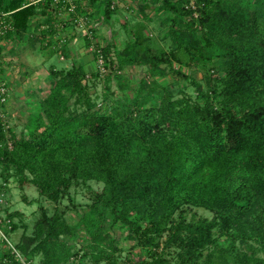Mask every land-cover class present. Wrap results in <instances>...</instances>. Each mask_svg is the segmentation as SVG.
<instances>
[{"label":"trees","instance_id":"16d2710c","mask_svg":"<svg viewBox=\"0 0 264 264\" xmlns=\"http://www.w3.org/2000/svg\"><path fill=\"white\" fill-rule=\"evenodd\" d=\"M25 2L0 0V10L11 11L6 36L22 39L31 18L44 13L47 25L35 32L36 25L26 39H46L39 44L46 47L55 41V21L67 27L83 14L85 46H92L97 66L92 75L108 78L132 65L164 74L166 64L195 90L181 96L163 85L123 96L108 90L97 100L83 62L50 64L48 92L23 134L0 116V164L20 181L54 201L70 195L79 179L102 183L79 223L57 209L42 211L36 233L16 243L22 252L43 253L29 264L67 261L73 252L60 235L80 234V224L92 240L93 264H264V0H140V10L154 2L155 12L166 13L168 50L126 22L123 45L94 40L97 24L110 23L116 11L111 0H75L73 10L54 0ZM67 48L64 41L59 51L69 57ZM100 53L106 72L97 65ZM185 205L214 215L187 218ZM124 232L139 252L121 254ZM2 255L7 264H22L10 248Z\"/></svg>","mask_w":264,"mask_h":264},{"label":"rangeland","instance_id":"374dc122","mask_svg":"<svg viewBox=\"0 0 264 264\" xmlns=\"http://www.w3.org/2000/svg\"><path fill=\"white\" fill-rule=\"evenodd\" d=\"M129 2L132 4L130 8L133 7L134 10L131 11L126 6L127 3L123 1V4L119 6L120 14L116 15L114 13L110 23L97 24V34L94 35V40L103 43L111 40L116 46L123 45L128 33L125 25L120 22V18H127L126 23L128 26L145 28L144 32L148 33L150 42L156 49H170L171 42L165 37L168 25L163 20L166 13L157 10L155 12L154 2H151V6L147 7L145 11L140 10V0ZM127 15L128 17H125ZM85 26L78 25L68 29L69 31L78 30L79 38H81L78 40L80 48H76L74 44L68 45L69 57L64 56L62 58L60 56L62 53L59 51L61 49L59 42H56L55 46H51V49L41 48L39 44H45L46 39L43 43L39 41L33 43L26 39L27 34H24L22 39L17 38V40H20L19 43L12 47H10L9 42L4 45V47L6 46L4 48L5 52L0 54V64L3 68L2 76L10 87V95L2 108L5 112L6 126L16 136L23 134L41 109V98L47 94L49 89L47 76L50 64L67 68L73 63L84 61L88 69L86 81L92 97L97 98V100L108 90L123 96L124 94L133 95L134 92L139 90L145 92L151 86L160 87L161 85L170 88L176 96L185 93L195 95V90L187 82V79L173 75L166 64L162 65L165 66L166 73L164 74H153L146 65H132L125 67L121 74L110 75L108 78L104 77L105 73L100 76L92 75V70L97 66L95 59L91 57L88 60L89 55L87 54L89 52H86L87 50L84 48L85 42L81 31ZM69 31L64 33L68 34ZM72 36L74 35L70 37ZM175 66L178 65L175 64ZM182 70L185 73L189 72L187 67H183ZM194 75L201 80L203 70L196 69ZM9 140V146L11 147L12 140L11 138ZM101 187L102 183L95 179H79L70 187V195H64L59 200L54 201L42 194L33 183L20 181L13 173L12 168L0 164L1 225L4 230H7L9 239L16 245V243L22 242L36 233V224L43 210L51 215L57 209L70 224L79 223L81 215L90 210L93 190H100ZM184 209L187 218L212 217L214 215L213 211L200 206L185 205ZM104 218L108 225L110 216L107 212ZM79 226L81 228L80 234L60 235L62 239L71 245V251L73 252L69 258L65 259L67 261L60 264H93L90 253L91 248L87 247L92 240H90L85 227L82 224ZM116 235H120V233L117 232ZM134 242L132 238L127 237L125 232L122 233V237H119L118 242L121 254L124 255L130 251H133V253L139 252L140 247L138 245L132 246ZM240 244L243 246V243L240 242ZM6 248H9L8 244L0 241V264H7L2 257L3 250ZM22 256L28 262H39L43 253L41 251H28L26 253L22 252Z\"/></svg>","mask_w":264,"mask_h":264},{"label":"built area","instance_id":"2783aa9c","mask_svg":"<svg viewBox=\"0 0 264 264\" xmlns=\"http://www.w3.org/2000/svg\"><path fill=\"white\" fill-rule=\"evenodd\" d=\"M32 1H37V0H32ZM54 1L57 3H60L63 8H68L70 10H73L76 7L75 0H54ZM117 2L118 0H111L110 6L112 8H116L118 4ZM10 12L11 11H8V10H0V54L2 53L1 46H2L3 39L6 37L7 32L13 28V25L10 19ZM75 21L79 25H87L88 17L82 14L76 17ZM90 48H92V46H90ZM97 65L102 72H106L107 69L104 65V60H103L101 53L97 59ZM9 95H10V87L8 86L7 81L4 79L2 74H0V116L2 118L5 117V112L2 107L7 102ZM0 240L6 241L9 248L14 253L15 257L18 260H20L22 264H29V262L23 258L22 251L19 248H17V246L9 239L7 230H4V228L1 225V219H0Z\"/></svg>","mask_w":264,"mask_h":264},{"label":"crops","instance_id":"0c3cea01","mask_svg":"<svg viewBox=\"0 0 264 264\" xmlns=\"http://www.w3.org/2000/svg\"><path fill=\"white\" fill-rule=\"evenodd\" d=\"M38 1V0H37ZM37 1H32V0H27V2H25L23 5H27V4H29V3H32V2H37ZM123 1H125V3H127L126 4V6L128 7V6H130V5H132V4H130V2L129 1H131V2H137L138 0H129V1H127V0H118V4H117V7H116V11H115V14L116 15H118V14H120V12H119V6L121 5V4H123ZM60 17L61 18H67V15L65 14V12L64 11H61L60 12ZM122 15V14H121ZM118 17V16H117ZM121 17V16H120ZM125 17H128V15L127 16H125ZM45 19H46V14H44V13H39V14H37V15H35V16H33L32 18H31V28L26 32V34H29L31 31H33L34 30V27L37 25L38 27H37V31H35V32H39V30L40 29H42L43 27H45L47 24H46V22H45ZM127 21V18H120V22L121 23H124V22H126ZM103 23V21L102 22H100L99 24H102ZM63 23L60 21V22H58V21H55V26L58 28L57 29V31H56V33H55V36H51L55 41L51 44V45H48V46H46L47 48H50L51 49V46H55V43L56 42H59V44H60V46L63 44V42L65 41V42H67V45H69V46H71V45H73L74 44V46L76 47V48H80V46L78 45V40L79 39H81V38H79V36H80V34H78V30H71V31H69L68 29H71V28H73V26H78V24H73L72 22H70L69 23V25L67 26V27H62L63 25H62ZM67 25V24H66ZM65 31H69L70 33H64ZM82 32V35H83V33H84V30H82L81 31ZM71 35H74V36H72V37H70ZM111 35V34H110ZM83 37V39H84V36H82ZM71 38H73V39H71ZM19 41L20 40H17V38L16 37H14V35H12V36H6L4 39H3V42H2V46H1V48H2V53H4L5 52V47H4V45H7L8 44V42H9V44H10V47H12V46H14V45H16V43H19ZM80 45H81V43H80ZM9 47V48H10ZM84 48L87 50L86 52H89L87 55H89V57H88V60L92 57V55H91V51H90V47H86L85 46V44H84ZM8 50V49H7ZM60 56L62 57V58H64V54H60ZM83 63H85L84 61H82ZM2 68V67H1Z\"/></svg>","mask_w":264,"mask_h":264}]
</instances>
